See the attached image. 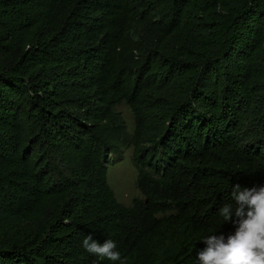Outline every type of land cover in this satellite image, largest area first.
<instances>
[{
    "label": "trees",
    "instance_id": "trees-1",
    "mask_svg": "<svg viewBox=\"0 0 264 264\" xmlns=\"http://www.w3.org/2000/svg\"><path fill=\"white\" fill-rule=\"evenodd\" d=\"M236 183L264 185V0H0V264H198Z\"/></svg>",
    "mask_w": 264,
    "mask_h": 264
},
{
    "label": "clouds",
    "instance_id": "clouds-1",
    "mask_svg": "<svg viewBox=\"0 0 264 264\" xmlns=\"http://www.w3.org/2000/svg\"><path fill=\"white\" fill-rule=\"evenodd\" d=\"M231 201L222 205L219 216L233 225L234 232L204 237L205 247L197 252L198 264H264V185L242 188L236 183ZM82 246L101 260H121L111 239L101 243L88 234Z\"/></svg>",
    "mask_w": 264,
    "mask_h": 264
},
{
    "label": "rangeland",
    "instance_id": "rangeland-1",
    "mask_svg": "<svg viewBox=\"0 0 264 264\" xmlns=\"http://www.w3.org/2000/svg\"><path fill=\"white\" fill-rule=\"evenodd\" d=\"M127 118L132 121V113L125 105L120 106ZM129 153L120 163L114 164L109 169V181L115 188L118 198L125 204H131L135 196L140 195L136 184L137 170L128 161Z\"/></svg>",
    "mask_w": 264,
    "mask_h": 264
}]
</instances>
